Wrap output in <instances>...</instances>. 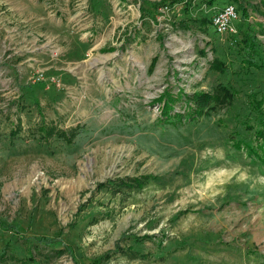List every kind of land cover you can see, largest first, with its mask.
I'll use <instances>...</instances> for the list:
<instances>
[{"label":"rangeland","instance_id":"1","mask_svg":"<svg viewBox=\"0 0 264 264\" xmlns=\"http://www.w3.org/2000/svg\"><path fill=\"white\" fill-rule=\"evenodd\" d=\"M159 1L0 0V264H264V0Z\"/></svg>","mask_w":264,"mask_h":264},{"label":"trees","instance_id":"2","mask_svg":"<svg viewBox=\"0 0 264 264\" xmlns=\"http://www.w3.org/2000/svg\"><path fill=\"white\" fill-rule=\"evenodd\" d=\"M181 0H170L171 3L173 2H180ZM191 1V0H190ZM238 3V8H239V20L238 23L236 25L237 29H236V39L234 40V43L237 46H240V48L246 52V53H252V54H256V42H255V36L253 35V31L248 27V23L247 21H245V17H246V7L243 5L242 0H232ZM159 2H163V0L159 1ZM205 4L207 5H211L213 0H204ZM157 4V3H154ZM154 4H152L153 6H155ZM236 7V6H235ZM209 19V18H208ZM203 23H206V21H202ZM248 62H252V65H255L254 61L252 60H248ZM224 96H227V94L225 92H223L222 90H220ZM167 93V92H166ZM165 93V94H166ZM168 98L167 100L160 99L163 100V105H162V111L164 114H167L169 108L171 107V104L174 102V99L172 98V96H170L168 94ZM164 97V96H163ZM162 97V98H163ZM186 100V104L188 106V103H190L192 105V109L191 111H186L185 115L189 118L193 117L196 114H199V112L201 111L202 107L206 106L209 102L211 101H216V97L214 95L209 94L208 92H193L189 95L186 96L185 98ZM264 103V97L257 102L258 105ZM41 122V121H40ZM261 127L258 130L259 135L261 138H263L264 135V122H261ZM38 131L40 134H44L47 137L49 136H53L54 134L56 136H61L62 138L64 137V132L59 131H53V129L51 127H47L45 124H40L38 125ZM15 131V130H13ZM54 132V133H53ZM73 134V132H71V135ZM67 139V137L65 138ZM249 152H253L254 151L252 149L247 148L246 149ZM133 183H137L139 184V179L138 178H132V179H118V181L113 185V187L115 186V188H117L116 191H119L120 189H124L125 187H127L128 189L131 188L133 185ZM103 185V183H102ZM148 235H144L142 237H140L139 239L135 238V241L140 242V240H142L143 238H146ZM46 242V241H45ZM42 245H47L46 243H39ZM36 247V246H35ZM33 250V249H32ZM35 251V250H34ZM59 252L61 253V251H59L58 249L53 250V253L57 256V254H59ZM113 252H116L117 254H126V255H130L131 257L133 256H138V257H146V255L140 254L135 251H131L130 248L127 249H121L119 247H116V250H113ZM2 254V253H1ZM33 254L31 253V251H28V259L33 258ZM1 256V255H0ZM47 257V255H45ZM107 256V255H105ZM6 257V256H4ZM18 260V259H17Z\"/></svg>","mask_w":264,"mask_h":264},{"label":"built area","instance_id":"3","mask_svg":"<svg viewBox=\"0 0 264 264\" xmlns=\"http://www.w3.org/2000/svg\"><path fill=\"white\" fill-rule=\"evenodd\" d=\"M237 19L236 7L232 3H225L221 5L209 17V26L212 31L218 35L224 33H232L233 22Z\"/></svg>","mask_w":264,"mask_h":264}]
</instances>
